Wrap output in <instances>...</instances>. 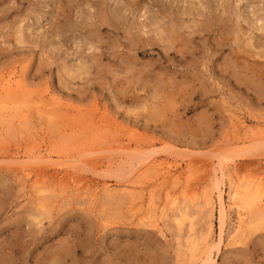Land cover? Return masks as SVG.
<instances>
[{
  "label": "rangeland",
  "instance_id": "1",
  "mask_svg": "<svg viewBox=\"0 0 264 264\" xmlns=\"http://www.w3.org/2000/svg\"><path fill=\"white\" fill-rule=\"evenodd\" d=\"M0 264H264V0H0Z\"/></svg>",
  "mask_w": 264,
  "mask_h": 264
},
{
  "label": "bare ground",
  "instance_id": "2",
  "mask_svg": "<svg viewBox=\"0 0 264 264\" xmlns=\"http://www.w3.org/2000/svg\"><path fill=\"white\" fill-rule=\"evenodd\" d=\"M244 155V154H243ZM35 158V159H34ZM11 159V158H10ZM13 162L14 163H16L17 165H16V167H18V168H20V169H25V167L24 166H22L21 165V163L19 162V161H14L13 159H12V164H13ZM49 162H50V164H52V163H54V164H56V167L57 166H62V163L61 162H59L58 163V161L57 162H55V160H53V159H51V160H49ZM68 162V161H67ZM71 163H69V165H70ZM85 166V165H84ZM32 168L37 174H42V173H45V175H48L49 174V172H50V169H46V167L42 164V163H40V161H39V159H38V157H33V159H31L30 161H29V165H28V167L27 168ZM55 167V168H56ZM141 167H144V165H142ZM73 169V171H74V166L71 164L70 166H68V168H66V170L64 171V178H67V177H70L69 175L72 173L71 172V170ZM59 169H60V167H59ZM58 170V169H57ZM34 172V173H35ZM57 172V171H56ZM223 174V177H224V173H222ZM75 177V176H74ZM59 178V177H58ZM67 179H69V178H67ZM60 180H62V178L60 179ZM77 180V179H76ZM73 181V180H72ZM64 182V181H63ZM45 187H47V186H45ZM220 187V186H219ZM49 189V188H48ZM257 189H259V187H257ZM257 189H254V190H257ZM218 195H219V198H220V205H221V212L223 211V209H224V196H223V189L221 188L219 191H218ZM43 194V193H42ZM235 194V193H234Z\"/></svg>",
  "mask_w": 264,
  "mask_h": 264
}]
</instances>
